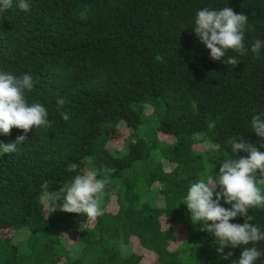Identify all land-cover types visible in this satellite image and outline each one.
Here are the masks:
<instances>
[{"label":"trees","instance_id":"16d2710c","mask_svg":"<svg viewBox=\"0 0 264 264\" xmlns=\"http://www.w3.org/2000/svg\"><path fill=\"white\" fill-rule=\"evenodd\" d=\"M16 4L0 14V70L32 75L27 99L46 107L52 127L33 128L16 152L0 154V264L238 261L242 249L226 247L233 255L223 259L204 225L193 224L192 248L183 203L192 183L215 177L223 160L246 155L233 153L230 139L264 151L251 127L264 113V49L250 50L254 40L264 41V0H30L28 12ZM226 6L249 17L248 51L214 61L192 28L198 10ZM228 56L240 62L227 65ZM58 97L66 100L68 121L57 111ZM123 129L121 148L112 150ZM23 134L13 128L0 141ZM73 163L76 172L68 171ZM93 168L108 181L104 215L91 226L74 213L48 216L41 185L59 191ZM153 194L160 207L150 205ZM221 206L231 207L223 199ZM249 214L264 232V209ZM82 221L87 226L75 231ZM20 231L26 236L16 245ZM73 235L79 250L69 253L61 241ZM255 247L264 252V241Z\"/></svg>","mask_w":264,"mask_h":264},{"label":"clouds","instance_id":"9594fccd","mask_svg":"<svg viewBox=\"0 0 264 264\" xmlns=\"http://www.w3.org/2000/svg\"><path fill=\"white\" fill-rule=\"evenodd\" d=\"M16 6L28 12L30 0H17ZM12 7L13 0H0V14ZM248 18L245 14L235 13L231 7L219 10L205 7L198 10L192 30L210 51L212 60L220 61L229 51L244 56L248 51L244 43ZM261 49H264V41L254 40L251 52L259 55ZM223 62L235 66L240 60L228 56ZM35 84L36 81L28 73L17 76L0 70V134L10 136L13 128L24 133L14 143L0 141V154L16 152L17 146L26 140L27 133L33 128L52 127L46 107L41 103H29L27 99L26 94L34 89ZM65 104L63 97L57 98V111L64 121H68L70 114L64 109ZM251 127L257 137L264 139V113L252 118ZM229 143L233 153L243 152L246 155L223 160L215 177L208 175L192 183L183 204L191 214L192 223L204 225L202 230L212 233L219 241L217 252L223 254V259L228 260L233 255L231 251L224 254L226 247L241 248L239 260H232L231 264H256L264 256V252L255 247L258 242L264 241V232L251 223L254 217L249 212L264 209V192L259 187L264 185V151L242 138H232ZM77 169L75 163L68 166L70 172ZM112 171L105 170L106 173ZM98 176L95 168L85 170L59 191H51L48 183H43L39 200L48 216L59 210L84 216L89 224L96 222L104 215L103 197L108 183L106 178ZM221 199L231 207L221 206ZM238 216L244 218L243 224L230 223ZM86 226L82 221L81 228Z\"/></svg>","mask_w":264,"mask_h":264},{"label":"rangeland","instance_id":"374dc122","mask_svg":"<svg viewBox=\"0 0 264 264\" xmlns=\"http://www.w3.org/2000/svg\"><path fill=\"white\" fill-rule=\"evenodd\" d=\"M142 130H143V127L138 129L139 135L141 134V131ZM126 133H127V131L125 129H123L121 131V133H120V138H118L117 140L112 141L108 145L109 148H111L112 150L120 149L121 148L120 141L123 139L122 135L124 136ZM149 203H150L151 206L160 207L161 204H160V198H159V196L157 194H153L149 198ZM190 222H191V225H192V229H189L188 236H187V241L190 242L192 248H194L195 245H196V242H195L196 231L194 230L193 223H192L191 219H190ZM88 225L91 226L92 223H90ZM80 229H81V224L77 225L74 230L75 231H78ZM25 236H26V234L23 231H20V232L16 233L13 236L12 242L15 243L16 245H20L23 242V240L25 239ZM180 237L181 236H177V241H178V239ZM73 241H74V235H73V239H71V238H68L67 239V242H70V243L65 242V240H62L61 241L62 245L68 250L69 253H73L74 251L77 252L79 250V246L71 245L73 243ZM134 248L135 247L132 246V250ZM126 251H128V250H126ZM149 263H151V258L150 259H146L144 261V264H149Z\"/></svg>","mask_w":264,"mask_h":264}]
</instances>
